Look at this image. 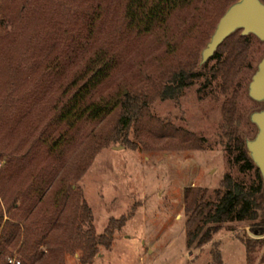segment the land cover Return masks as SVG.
I'll use <instances>...</instances> for the list:
<instances>
[{"label": "rangeland", "instance_id": "374dc122", "mask_svg": "<svg viewBox=\"0 0 264 264\" xmlns=\"http://www.w3.org/2000/svg\"><path fill=\"white\" fill-rule=\"evenodd\" d=\"M118 1L0 0V54L6 57L4 51L9 50L14 59L23 57L26 69L22 82L11 91L4 84L8 74L0 67V264L28 263L21 247L8 243L4 225L8 222L11 229V224L22 222L40 233L54 210L52 195L59 173L72 153L83 156L91 146L88 136L96 125L85 123L79 131L68 130L53 119L62 88L89 54L113 45L118 55V66L97 96L109 99L140 93V84L158 64L167 67L168 59H180L169 44L172 36L179 49L193 46L185 39L187 28L193 26L192 8L174 16L167 39L159 41L155 36L139 42L119 37L122 6ZM23 2L26 10L15 19ZM222 15L198 48V65ZM17 32L18 41L7 44ZM250 42L246 68L236 83L235 118L240 131L253 139L256 127L249 116L262 105L250 100L248 86L264 58V42L255 36ZM214 64L205 73L207 81L202 77L177 99L163 101L149 86L141 94L147 107L129 132L130 144L113 135L118 114L102 123L105 142L95 141L90 161L70 184L91 207L96 235H103L122 217L126 224L114 232L111 247H101L91 264H264V234L249 222L225 223L207 244L188 247L189 190L222 191L227 175L247 183L254 178V173H240L226 152L223 108L232 93H225L214 81ZM176 131L193 136L197 146L176 145ZM64 134L66 145L52 150ZM32 207L34 211L27 214ZM47 240L58 253L57 260L80 264L81 252L67 248L63 231ZM45 242L38 253L46 252Z\"/></svg>", "mask_w": 264, "mask_h": 264}, {"label": "trees", "instance_id": "16d2710c", "mask_svg": "<svg viewBox=\"0 0 264 264\" xmlns=\"http://www.w3.org/2000/svg\"><path fill=\"white\" fill-rule=\"evenodd\" d=\"M235 1H118V4L122 6V12L117 19L122 28L119 37L123 35L139 42L149 40L155 36L159 41H162L163 38L164 40L167 39V31L171 29L174 16L192 8L193 26L187 28L185 39L191 40L193 46L190 47L189 44V46L183 47L181 45L179 49L176 47L175 37L172 36L169 44L179 52L180 59H168L167 67L158 64L155 71L149 74L144 83L140 84L142 92L140 91L135 95L129 94L119 98L97 99L101 87L109 81L113 70L118 66L119 58L114 52L113 45L93 50L89 54L90 56L86 58L81 70L74 74L71 81L62 88V101L55 108L54 121L68 130L78 129L79 131L85 123L96 125V128H94V133L91 132L88 136L91 139V146L86 142L89 148L83 156L77 154L76 151L72 153L69 156L68 163L55 180L57 190L52 195L54 210L48 222L44 223L41 232L25 228L22 222L17 221L11 224V229L6 226V224H9L8 222L4 225L5 232L9 234L8 243H12L15 247L20 246L21 251L26 255L25 259L28 260V263L24 264H50L49 261L51 260L54 261L52 264H65L63 259L61 261L57 260L56 254L58 253L47 240L60 230L65 234L67 248L81 252L80 264H91L101 247H111L114 232L126 224V218L122 217L120 221H113L103 235H96L92 209L84 201L80 191L72 190L71 179L76 180L82 174V170L90 161L91 152L95 148V141H99V145L105 142L101 126L107 118L118 114L113 135L123 139L127 145L130 144L129 132L142 117L147 107L141 94L146 89L153 87V95H157L161 100L177 99L186 88L191 87L202 77L205 76V81H207L205 73L212 62H215L211 67V71L214 73V81L221 85L225 93H232L223 108L225 122L228 127L226 133L228 140L225 144L226 152L229 154L230 162L239 169L240 173H254V178L250 183H247L244 179L238 180L231 175H227L223 181L224 189L222 191L211 193L207 189L206 191L189 190L186 196L188 247L190 248L195 244L197 246L207 244L211 240V236L225 223L249 222L253 225L254 230L264 234L262 178L259 169L255 168L248 152H246L244 134L238 128L235 118L238 112L236 100L239 94L236 83L246 68L245 65L251 51L250 41L253 35L244 37L240 34V31L236 32L218 48L216 55L201 70L197 68L198 48L208 37V32L213 30L216 20ZM26 7V3L23 2L15 19L26 10ZM29 21L30 19L26 23ZM18 36L20 37L19 32L7 44H15L18 41ZM117 40L119 38H115V41ZM4 53L6 57L2 53L0 54V67L8 74L4 84L9 90L14 91L26 75L23 57L14 59L11 53L9 54V50H5ZM176 132L178 134L177 138L174 136L176 140L172 135L176 145L185 149L197 146L198 141L193 136L185 134L183 131ZM66 143V134L61 135L59 139L54 141L51 149L57 151L62 146L64 147ZM81 147L82 144H80ZM98 147L96 144V148ZM33 211L34 208L32 207L27 214H31ZM34 237L35 239H33ZM44 242L47 245L46 252L38 253V249ZM5 264L9 263L5 262Z\"/></svg>", "mask_w": 264, "mask_h": 264}, {"label": "water", "instance_id": "95a60500", "mask_svg": "<svg viewBox=\"0 0 264 264\" xmlns=\"http://www.w3.org/2000/svg\"><path fill=\"white\" fill-rule=\"evenodd\" d=\"M244 37L255 36L264 42V1L236 0L222 15L210 41L202 49L198 69H202L218 52V48L236 32ZM248 97L262 105L250 114V122L256 127L253 139L244 135L249 158L258 168L262 178L264 195V58L258 63L248 86Z\"/></svg>", "mask_w": 264, "mask_h": 264}, {"label": "built area", "instance_id": "2783aa9c", "mask_svg": "<svg viewBox=\"0 0 264 264\" xmlns=\"http://www.w3.org/2000/svg\"><path fill=\"white\" fill-rule=\"evenodd\" d=\"M10 263H11V264H15V262H14V261H10ZM18 264H20V263H18Z\"/></svg>", "mask_w": 264, "mask_h": 264}]
</instances>
